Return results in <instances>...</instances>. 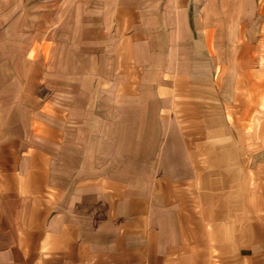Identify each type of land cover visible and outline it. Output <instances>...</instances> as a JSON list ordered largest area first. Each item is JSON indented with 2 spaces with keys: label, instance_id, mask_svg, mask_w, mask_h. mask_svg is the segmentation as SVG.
Here are the masks:
<instances>
[{
  "label": "crops",
  "instance_id": "obj_1",
  "mask_svg": "<svg viewBox=\"0 0 264 264\" xmlns=\"http://www.w3.org/2000/svg\"><path fill=\"white\" fill-rule=\"evenodd\" d=\"M80 10L110 101L0 90V264H264V0Z\"/></svg>",
  "mask_w": 264,
  "mask_h": 264
},
{
  "label": "rangeland",
  "instance_id": "obj_2",
  "mask_svg": "<svg viewBox=\"0 0 264 264\" xmlns=\"http://www.w3.org/2000/svg\"><path fill=\"white\" fill-rule=\"evenodd\" d=\"M80 13V0H0V90L9 103L65 104L79 118L86 103L110 101L96 92L112 79L95 76L96 46L85 45Z\"/></svg>",
  "mask_w": 264,
  "mask_h": 264
}]
</instances>
